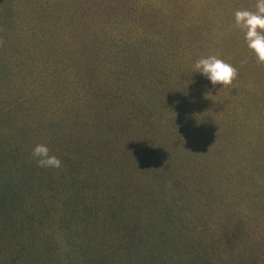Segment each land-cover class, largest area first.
Returning <instances> with one entry per match:
<instances>
[{
    "label": "trees",
    "instance_id": "1",
    "mask_svg": "<svg viewBox=\"0 0 264 264\" xmlns=\"http://www.w3.org/2000/svg\"><path fill=\"white\" fill-rule=\"evenodd\" d=\"M254 3L0 0V264H264Z\"/></svg>",
    "mask_w": 264,
    "mask_h": 264
},
{
    "label": "clouds",
    "instance_id": "2",
    "mask_svg": "<svg viewBox=\"0 0 264 264\" xmlns=\"http://www.w3.org/2000/svg\"><path fill=\"white\" fill-rule=\"evenodd\" d=\"M232 26L242 34L244 45L256 63L264 65V0H255L251 10L249 8L234 10ZM192 73H198L213 87L216 85L222 87L232 84L237 76V69L216 55H207L194 62ZM31 157L38 167L53 169L61 167L60 158L50 154L46 144L33 145Z\"/></svg>",
    "mask_w": 264,
    "mask_h": 264
},
{
    "label": "rangeland",
    "instance_id": "3",
    "mask_svg": "<svg viewBox=\"0 0 264 264\" xmlns=\"http://www.w3.org/2000/svg\"><path fill=\"white\" fill-rule=\"evenodd\" d=\"M212 50H210V52H211Z\"/></svg>",
    "mask_w": 264,
    "mask_h": 264
}]
</instances>
